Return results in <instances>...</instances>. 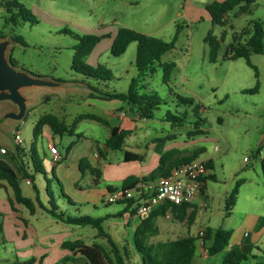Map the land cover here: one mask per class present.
Wrapping results in <instances>:
<instances>
[{
  "label": "rangeland",
  "instance_id": "374dc122",
  "mask_svg": "<svg viewBox=\"0 0 264 264\" xmlns=\"http://www.w3.org/2000/svg\"><path fill=\"white\" fill-rule=\"evenodd\" d=\"M17 1L29 9L37 21L29 22L18 18L15 23L11 22L8 20L10 13L5 8V1L0 0V34L11 42L7 47V54L11 53L15 65L19 68L52 78L70 87L78 86L69 90L70 96H66L67 92H64L66 88L60 87H33L22 91L29 98L25 114L27 111L30 113V119L20 131L22 146H25L30 138L32 139L31 122L40 115L53 113L59 118H67L65 120L68 121L71 114L93 110L84 103L83 98L86 97V93L82 88L90 85L109 92H126L131 78L136 76L134 66L136 43L129 42L125 51L118 56L110 54L109 46L117 28L127 27L166 41L175 37L174 47L160 56V62L175 64L168 81L163 82L162 69L156 66L153 73L147 74L138 83L141 91H155L164 100V103L153 111V120L159 122L168 114L175 115L181 121L174 123L175 125L171 119L166 121L174 126L169 131L182 132L186 135L200 119V126L205 133L196 135L195 138L206 149L201 158L207 156L213 158L212 172L221 179L220 186L227 181L232 169L240 173L246 171L249 175H252L253 170L258 171L254 151L264 132V54L251 52L249 56L259 74V90L256 93L244 92L245 89L254 87L256 81L254 71L246 64L245 59H222L221 54L225 43L231 40L232 34L235 31L239 32L251 20L262 21L264 28V0H259L258 5L251 6L250 12L241 14L237 8H234L227 14L229 21L225 26L212 24L208 18L206 5L213 0ZM64 29L78 34L107 33L109 35L96 44L86 61L89 63L91 58H95L97 63L103 64L113 75L110 80L87 78L71 68L73 46L77 40L74 35L63 32ZM209 31L217 37L226 31L220 58L214 63L209 61V46L204 41ZM10 37H20L22 42H14ZM90 91L89 89L88 93ZM178 96L190 98L193 103L182 102ZM70 97L76 98L73 100L76 102L69 104L67 99ZM10 107L15 109V106L9 102L0 103V117ZM23 120L25 119L18 120V125H21ZM88 124L92 125L91 129L87 128ZM85 128H87L86 132L99 137L108 131L104 125L89 120L83 121L80 125L81 130ZM14 132L13 129L2 126L0 142L13 145ZM54 140L60 149L63 151L66 149V153L73 148L72 156L78 153L80 145H84V141L80 140V144L76 146L75 138L66 134L55 135ZM46 144L42 135L36 140V149L45 174L33 173L34 183L41 196H45L53 205L60 206L59 187L55 183L47 157L43 155ZM215 146L218 148L217 151L214 150ZM5 149L6 152L3 154H7L11 148L5 147ZM244 157L249 158V161L245 162ZM252 165H255V169H252ZM207 182L213 185L211 179ZM47 187L52 197L46 196ZM251 187L257 198L264 194L262 186L254 189L250 181L241 185V188L238 185L237 207L230 215H226L222 209L221 215L212 216L208 223L202 209L197 222L180 226L179 232L185 233L188 228L194 232L198 221L204 225L232 226L233 229L242 223L245 228L244 225L253 219L252 213L255 212L251 211L253 206L248 205H262L258 200L254 201V204L250 202ZM42 202L48 206L44 199ZM112 205L115 204L105 206L110 208ZM247 207L249 210H246ZM103 208L104 206H98L99 211H97L91 207L90 210H86V207L79 206L78 210L81 215L97 216ZM173 219L171 216L163 220L168 223ZM185 223L188 224V219ZM85 228L92 229L90 226ZM253 228L254 225L251 229ZM251 229L245 228L247 231ZM7 235L5 229L0 233V258H5L6 262L9 260L14 262V251H9L13 250L14 245L11 242H4ZM263 248L258 243V249L264 250ZM254 250L256 252V248ZM260 254L261 257L255 261L248 256L247 261H242V264H256L258 260L264 264L263 252L261 251ZM10 256L12 259H9Z\"/></svg>",
  "mask_w": 264,
  "mask_h": 264
},
{
  "label": "crops",
  "instance_id": "0c3cea01",
  "mask_svg": "<svg viewBox=\"0 0 264 264\" xmlns=\"http://www.w3.org/2000/svg\"><path fill=\"white\" fill-rule=\"evenodd\" d=\"M258 1L259 0H255L251 3L246 12H250L251 6L258 5ZM236 8L240 11L239 6ZM246 12H241V14ZM207 14L210 19L208 12ZM261 23L263 25L262 21ZM248 25L249 23L244 27H247ZM222 47L223 44L221 49ZM89 63L95 65L97 61L95 58H91V62ZM76 87L78 86L65 87L66 90L64 92H67L66 96H70L69 90L71 88L75 89ZM79 89L81 88H78V90ZM82 90L86 93V97L83 98L84 103H87V105L93 109L88 113H93L106 119L110 126H116L122 130L128 131V134L126 135L124 143L120 149H110L105 144L109 136V127L104 125L107 127L108 131L102 137H99L95 134L86 132L87 128L91 129V124H88V127L85 128V130L80 129V125L83 121H95L83 119L78 122L75 129V133H79L80 136L68 135L75 138L76 146L80 144V140L84 141V145H80L78 153L75 156H72L73 148L69 153H66V149L63 151L56 144L54 140L56 134H52L48 127L43 128L42 138L47 142L43 155L47 157L48 161V148L51 145H54L61 155V160L54 166H51L55 183L58 185L60 191L58 195L60 206H57L59 210L64 214L77 216L81 215L80 210H78L79 206L86 207V210H90V207L97 210L98 206H104L103 211L99 213V215L93 217H104L101 223L102 228L114 241L120 254L125 258L126 264H139L140 256L134 250L131 242L141 218L146 217L148 214L145 216L138 215L134 204L127 207V203L122 201L116 203H103V197L110 190L114 191L121 189L124 180L128 177L136 179L148 177L152 171L156 169L162 156L169 155L170 163H174L172 165L173 167L179 164L183 156L189 155V153L192 152V149L193 151L198 150L199 154L196 158L205 159L206 162L209 161L210 163V166H207L208 171L205 176L212 175L213 178H203L202 190L187 207L186 215L182 220L175 218L172 210L168 212L167 209L164 216H157L155 219L157 232L148 239V242L156 243L186 235H198V231L200 229L203 230L206 226L212 228L221 227L231 230V236L225 248L214 255H208L203 250L200 245L201 241L199 240L192 264H222L226 253L232 248H238L254 261L261 257V254L259 255L261 251L263 252L262 255L264 257V250L258 249V243L264 247V244H262L264 242V194L257 198L252 187L250 192V202L254 204V201L258 200L260 204H262L256 205L258 207L248 205L253 206V210L251 211L255 212L252 213L254 215L253 219L248 221L244 226L245 228L248 227L251 229L254 225L253 230H245L242 223H239L237 227L233 229L232 226L204 225L198 221L197 228L194 232H191L190 228L186 229L185 233L181 234L179 232L180 226H186L197 222L199 212L202 209L207 216L208 223L211 221L212 216L219 217L222 213V209L226 212L225 201L237 183L241 188V185L250 181L252 186H254V189H259L260 186L264 189L259 162L260 158L264 156V149L260 151L259 155H254L257 159L256 166H258V171L253 170L252 175H249L246 171L240 173L236 169H232L230 173L231 175L227 181L224 182L223 186H220L219 182L221 179L217 178L212 172L214 166L213 158L211 156L201 158V155L206 152V149L204 146L200 145V141L197 138H188L187 134L184 135L182 132L175 133L169 131V129L174 126L173 124L169 125L164 119H161L158 122L153 120V118L140 117L137 113L133 112L130 105L124 101L118 99L106 100L89 96V87L82 88ZM74 99L76 98L70 97L67 100L70 102L69 104H73L76 102L73 101ZM28 102L29 98L26 105ZM11 110L13 111L15 109L10 107L7 111ZM75 115L77 114H71L69 116L70 120L68 121L65 120L67 118L62 119H64L66 123H70ZM29 119L30 113L27 111L26 118L21 122V125H18V120L5 119L1 121L0 134L2 126H7L15 132L18 131L20 134L22 126L24 127L25 122ZM36 119L31 122L30 133L32 137V128ZM14 134L13 144L16 143L14 140ZM31 142L32 139L30 138L24 147L28 148ZM21 143L22 139L20 144ZM261 145H264V132L258 140L257 148ZM12 146L13 145H6L0 142V148H12ZM200 148L203 150H200ZM126 153L132 155L128 160H125L124 158ZM0 158H4V154L0 153ZM81 158L85 159V162H83L82 165H80ZM87 165L93 168V171L87 168ZM251 167L252 169H255V165H252ZM29 168L33 173L31 164L29 165ZM208 179L213 181V185H209L207 182ZM19 185L22 194L33 201V212H30L26 207L17 203H13L11 206L9 199L12 197V189L5 181L0 182V227L2 232L5 229L8 233L7 239L3 241L11 242L14 245L13 250L9 251H14L13 258H15V260L25 261L32 258L34 260L33 264H84V260L81 259L79 253L62 248L61 244L64 241L80 239L86 245H91L93 242H96L106 248L108 247L106 239L97 236L95 228L91 227L92 229H86L85 226L65 224L50 216L43 208L49 207L48 201L45 196H41L39 189L34 183V178L32 180H29L28 178L20 179ZM63 188L65 192L63 191ZM45 191L46 196L48 197L47 190L45 189ZM63 195H66V197ZM36 199L39 200L40 204L37 203ZM43 199L48 206L43 204ZM237 199L238 194L235 204L230 212H226V215H230L232 211L235 210L237 207ZM108 204L115 205L107 208L105 205ZM133 207L135 208V211L131 212ZM246 210H249V208L247 207ZM65 211L69 212L66 213ZM190 214L193 215V220L192 222H189L188 220V224H186L185 222L189 219ZM171 216L174 219L171 222L165 223V220L163 219L165 217L170 218ZM241 222L244 221L241 220ZM161 238L164 240H158ZM255 248L256 252L254 250ZM69 255L73 257L72 260L61 262L63 257ZM248 256L242 261H247ZM9 259H12V256H10ZM6 261L5 258H0V264L12 263L10 260L8 262ZM242 261L239 264H242ZM256 264H261L260 260H258Z\"/></svg>",
  "mask_w": 264,
  "mask_h": 264
},
{
  "label": "trees",
  "instance_id": "16d2710c",
  "mask_svg": "<svg viewBox=\"0 0 264 264\" xmlns=\"http://www.w3.org/2000/svg\"><path fill=\"white\" fill-rule=\"evenodd\" d=\"M4 1L5 8L7 12L10 13L8 20L11 22L15 23L18 18L29 22L37 21L32 12L19 1ZM254 1L255 0H213L206 5V10L209 13L212 24L225 26L228 24L229 20L227 18V14L230 11L239 6L240 12H246L249 9L250 4ZM63 32L74 35L77 40V43L73 46L71 62V68L75 72H78L87 78L101 81L110 80L112 78L113 75L111 71L103 64L96 63L95 65H92L86 61V58L92 52L96 44H98L102 38L109 36L107 33L100 35L89 33L78 34L73 33L68 29H64ZM225 34L226 31H223L221 35L217 37L216 35L212 34L211 31H209L204 37V41L209 46L210 62L214 63L220 58L219 52L222 44L225 43ZM0 37L5 36L0 34ZM10 38L14 42H22L20 37ZM263 40L264 29L261 21L251 20L247 27H244L239 32H234L232 34L231 40L226 43L223 54L221 55V58L228 59L244 58L246 64L253 69L254 77L256 79L255 85L252 88L245 89L244 92L256 93L259 90L258 70L257 67L251 63L249 56L251 52L256 54H264ZM132 41L136 43V53L134 59L136 76L131 78L126 92H109L89 85V89L91 90L89 96L106 100L118 99L124 101L129 104L131 110L137 113L140 117L152 118L153 111L157 110L159 106L164 103V100L155 91H141L138 83L141 79H143L144 76L153 73L156 66H159L162 69L163 82L166 83L168 81L170 72L175 64L173 62H160V56L174 47L175 37L166 41L159 37L147 35L131 28L118 27L109 46L110 54L113 56L120 55L125 51L128 43ZM10 59L15 65V62L11 57V53ZM178 99L188 104L193 103L192 99L190 98L178 96ZM25 118L26 114L24 115L23 119ZM83 119L95 120L109 127V136L105 142L108 148L120 149L122 147L128 131L122 130L116 126H110L106 119L93 113H79L75 115L70 123H66L64 119L57 117L53 113H44L40 115L34 122L32 128L33 137L30 146L26 148L20 143H15L7 152V154H4V158H0V182L5 181L12 189V197L9 199L11 206L13 203H17L26 207L30 212H33L34 210L33 201L22 194L19 181L23 178L32 180L33 173L45 174L42 169L40 156L36 149V140L42 135L43 128L48 127L52 134H66L79 137L80 134L75 133V129L78 122ZM163 119L165 121H169L171 119L173 124L181 121L180 118L171 114H168V116ZM199 122H201L200 119L194 124L193 129L187 131L188 138H193L196 135L205 133L202 130ZM262 149H264V145L258 147L254 151V155H259ZM200 150L203 149L200 148ZM198 154L199 151L195 150L189 153V155L183 156L179 164L196 158ZM130 157H132V155L126 153L124 158L125 160H128ZM83 162H85V159L81 158L80 165H82ZM259 162L264 183V156L260 158ZM30 164L32 166L33 173L30 171ZM173 164L174 163H170L169 155L162 156L156 169H154V171H152V173L144 179H154L159 176L167 175L170 172ZM206 165L208 167L210 166L209 161L206 162ZM80 168L82 169L81 166ZM87 168L93 171V168H91L89 165H87ZM203 178H213V176H204L202 177V181ZM136 180V178H126L121 188L132 185ZM202 186L200 191L202 190ZM237 187L238 183L233 187L225 201L226 212H230L231 208L235 204L238 193ZM46 190L48 196L52 197L48 187ZM63 196L66 197V195ZM68 200L70 201L69 198ZM36 201L40 204L38 199H36ZM126 203L127 207L133 205L132 200H128ZM48 204L49 207L43 208L50 216L65 224L90 226L95 228L97 231V236L104 237L108 245L107 248L96 242H93L91 245H86L82 240L76 239L72 241H64L61 244L62 248L79 253L81 259L84 260V264H126L125 258L120 254L118 247L102 228L101 223L104 217H93L89 215L72 216L64 214L58 209L56 205H53L51 202H48ZM189 205L190 203L172 205L171 210L174 217L182 220L186 215V209ZM166 209L167 205L156 207L146 217L141 218L140 220V223L134 233V238L131 242L134 250L140 256L139 264H192L199 240L201 241L200 245L208 255H214L222 251L227 245L231 236V230L221 227L212 228L209 226L204 227L202 236L186 235L156 243L148 242V239L157 232L155 219L159 215L164 216ZM134 211L135 208L133 207L131 212ZM188 220L189 222H192L193 215L190 214ZM1 232L2 230L0 227V233ZM247 256V254L238 248H232L226 253L222 264H239L242 260H245ZM72 259L73 257L71 255L65 256L61 259V262ZM33 261L34 260L30 258L25 261L15 260L10 264H33Z\"/></svg>",
  "mask_w": 264,
  "mask_h": 264
},
{
  "label": "built area",
  "instance_id": "2783aa9c",
  "mask_svg": "<svg viewBox=\"0 0 264 264\" xmlns=\"http://www.w3.org/2000/svg\"><path fill=\"white\" fill-rule=\"evenodd\" d=\"M16 143L21 142L18 131L14 134ZM217 151L218 148L215 147ZM48 163L54 166L61 160V155L54 145L49 146ZM0 153H5V148H0ZM248 162L249 158L244 157ZM208 167L205 159L194 158L171 168L165 176L155 179L138 178L132 185L114 191H109L103 197L104 203L126 202L132 200L138 215H147L154 208L167 205L168 212L172 205L191 203L200 193L202 177L207 174ZM28 182V181H27ZM169 214V213H168ZM203 235V230L198 231V236Z\"/></svg>",
  "mask_w": 264,
  "mask_h": 264
},
{
  "label": "water",
  "instance_id": "95a60500",
  "mask_svg": "<svg viewBox=\"0 0 264 264\" xmlns=\"http://www.w3.org/2000/svg\"><path fill=\"white\" fill-rule=\"evenodd\" d=\"M10 40L0 37V102H9L15 106V110L6 111L0 117V122L5 119L21 120L25 114L27 96L23 90L33 87L65 88L70 85L62 84L52 78L36 75L32 72L15 66L7 47Z\"/></svg>",
  "mask_w": 264,
  "mask_h": 264
}]
</instances>
